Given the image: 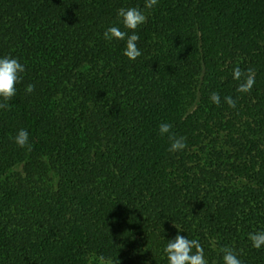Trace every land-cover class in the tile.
Wrapping results in <instances>:
<instances>
[{"label": "trees", "instance_id": "1", "mask_svg": "<svg viewBox=\"0 0 264 264\" xmlns=\"http://www.w3.org/2000/svg\"><path fill=\"white\" fill-rule=\"evenodd\" d=\"M144 3L0 0V56L25 65L0 109V264H166L175 227L209 264L222 247L264 264L247 238L264 230V0ZM128 7L147 17L136 60L102 35ZM161 123L185 149L168 152Z\"/></svg>", "mask_w": 264, "mask_h": 264}, {"label": "clouds", "instance_id": "2", "mask_svg": "<svg viewBox=\"0 0 264 264\" xmlns=\"http://www.w3.org/2000/svg\"><path fill=\"white\" fill-rule=\"evenodd\" d=\"M159 0H145V9H154ZM118 25L108 26L102 33L106 42L124 41L122 55L128 60H136L141 56V50L137 47L140 39L138 28L146 22L145 11L137 7L120 8L117 10ZM124 29V30H122ZM25 65L16 57L4 55L0 56V109L10 107L9 101L16 94V85L23 80ZM242 73L239 68L233 69V78L239 80ZM254 74L249 71L245 79L239 84L237 91L248 92L254 84ZM34 85L29 83L25 86V94H32ZM213 104H220V96L213 92L210 96ZM224 102L229 107H235V101L230 96L224 97ZM171 124L161 123L158 131L161 136H167L169 141L168 152L177 153L185 149V137H176L171 133ZM13 143L21 148L31 150L29 142V132L20 128L15 135L11 137ZM175 227V226H174ZM176 234L168 239L161 238L164 243L161 244L159 251L161 257L166 260V264H209L205 255L203 246L198 239H189L188 236L180 235L182 229L175 227ZM184 232V231H183ZM248 240L254 249L264 248V230H258L248 234ZM219 264H243L236 251L230 247H222L220 250ZM87 264H114V261L103 254H91L87 258Z\"/></svg>", "mask_w": 264, "mask_h": 264}]
</instances>
